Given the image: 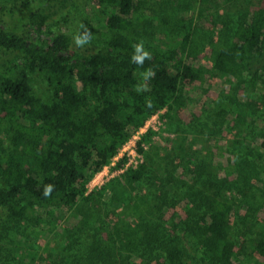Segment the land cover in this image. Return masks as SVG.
<instances>
[{
	"label": "trees",
	"instance_id": "16d2710c",
	"mask_svg": "<svg viewBox=\"0 0 264 264\" xmlns=\"http://www.w3.org/2000/svg\"><path fill=\"white\" fill-rule=\"evenodd\" d=\"M70 1L22 0L0 11V50L13 53L0 63V222L3 217L19 222L31 209H56L87 199L93 173L111 161L131 131L157 111L182 107V82L202 78L182 61L169 71L173 55L166 52L151 53L142 68L131 62L133 45L141 41L131 14L140 0H94L110 10L105 27L115 35L96 52L72 51L70 36L44 25L49 8L61 10ZM244 2L233 39L218 49L213 68L234 78L241 89L244 83L254 90L264 83V0ZM21 18L24 22L16 27ZM27 27L34 39L26 37ZM148 68L155 76L147 81V90L137 92L142 83L138 73ZM227 111L219 101L214 116L223 121ZM234 120L244 124L247 116L237 112ZM149 136H141L138 145ZM147 169L146 162L128 167L92 192L102 197L109 190H130L128 213L137 218L135 226L121 224L105 238L104 229L75 228L57 264H187L179 238L161 220V209L158 219L150 217L155 205L142 185ZM204 177L196 174L199 187L183 194L197 204L196 218L185 227L199 239L205 259L232 264L245 254L250 264H264V212L253 236L233 239L229 216L234 190L227 189L226 178ZM46 184L55 185L50 197L43 195ZM167 190L154 193L164 206H169L164 203Z\"/></svg>",
	"mask_w": 264,
	"mask_h": 264
},
{
	"label": "rangeland",
	"instance_id": "374dc122",
	"mask_svg": "<svg viewBox=\"0 0 264 264\" xmlns=\"http://www.w3.org/2000/svg\"><path fill=\"white\" fill-rule=\"evenodd\" d=\"M21 1L0 0V11L3 7L15 8ZM244 6V0H140L131 18L135 35L144 42L145 49L172 54L169 71L182 61L193 66L202 78L182 82L178 94L182 107L174 105L170 110L157 111L131 131L111 161L93 173L87 183V199L56 209H31L19 222L3 217L0 264H57L69 232L75 228L104 229L105 238L109 230L115 232L116 226H135L137 218L128 213L130 190H109L102 197L92 192L142 162L148 167L142 185L155 205L150 217L158 219L157 211L161 209V220L179 238L187 264H211L204 257L199 239L185 227L186 221L196 218L197 204H192L183 191L197 190L196 174L227 179V189L234 190L229 216L232 238L253 236L254 226L264 212V83L254 90L241 83V89L234 78L213 68L218 49L233 39ZM108 12L94 0H71L61 10L49 8L44 25L47 31L70 36L72 51L90 54L115 35L105 27ZM23 22L24 18L19 19L16 27ZM81 24L92 33L91 43L82 48L73 40L83 30ZM25 31L29 39L36 37L29 27ZM12 56L0 50V63ZM138 77L143 82L140 73ZM219 101L228 109L223 121L214 116ZM237 112L246 114V123L235 122ZM149 132L148 140L138 145L141 136ZM162 188L169 189L164 201L169 206L162 205L154 195ZM239 256L232 264H250L249 256Z\"/></svg>",
	"mask_w": 264,
	"mask_h": 264
},
{
	"label": "clouds",
	"instance_id": "9594fccd",
	"mask_svg": "<svg viewBox=\"0 0 264 264\" xmlns=\"http://www.w3.org/2000/svg\"><path fill=\"white\" fill-rule=\"evenodd\" d=\"M80 27L83 30L79 32L77 35H75L73 37V40L77 47L82 48L85 45H88L91 43L92 33L87 28L86 25L81 24ZM133 48H134V52H133V55L131 56L132 63L142 68L146 60L152 59L151 53L145 49L144 42L142 40L134 44ZM140 75L142 77L143 82L136 86L137 92L147 90L146 82L155 76V71L152 68H148V69H145L143 72H141ZM146 103L148 107L152 106L151 100H148ZM54 189H55V185L46 184L43 188V195L45 197H50Z\"/></svg>",
	"mask_w": 264,
	"mask_h": 264
}]
</instances>
